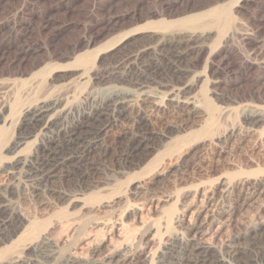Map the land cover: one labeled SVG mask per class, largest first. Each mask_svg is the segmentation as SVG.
<instances>
[{
	"label": "rangeland",
	"instance_id": "obj_1",
	"mask_svg": "<svg viewBox=\"0 0 264 264\" xmlns=\"http://www.w3.org/2000/svg\"><path fill=\"white\" fill-rule=\"evenodd\" d=\"M219 12L220 26L214 17ZM231 34L225 45L223 38ZM176 48L187 61L181 63L183 85H194L189 97L205 115L177 120L161 113L150 126L153 140L145 152L126 160L128 142L113 147L83 189L75 178L66 182L74 195L66 202L34 196L0 173V186L14 185L12 196H0V203L19 227L0 239V264H26L17 258L45 234L62 255L87 260L98 246L104 253L128 248L157 264L163 245L187 233L177 218L188 222L194 210L203 214L198 226L224 215L201 235L215 251L264 221L257 203L242 205L241 199L247 178L264 179V123L248 133L243 117L246 109L264 111V0H0V113L7 123L0 124V171L16 157L28 159L40 142L31 135L16 153L7 151L23 132L22 110L39 92L71 109L72 119L90 99L113 88L130 89L118 80L131 54H171ZM25 85L42 90L27 100ZM232 129H243L239 140H225ZM127 132L131 137L132 128ZM184 167L188 176L182 181ZM144 190L148 197L139 194ZM115 213L125 215V228L108 235L101 224H111Z\"/></svg>",
	"mask_w": 264,
	"mask_h": 264
},
{
	"label": "bare ground",
	"instance_id": "obj_2",
	"mask_svg": "<svg viewBox=\"0 0 264 264\" xmlns=\"http://www.w3.org/2000/svg\"><path fill=\"white\" fill-rule=\"evenodd\" d=\"M223 14L224 12H219L214 15L216 24H219V21L222 20ZM227 35L223 38L225 45H228L233 39V34ZM196 46L198 45L196 44ZM140 49V52L143 51ZM161 52H163V49L161 51L155 50V52L147 50L143 53H136L133 56L131 54L129 58L130 62L125 65L124 76L118 80L121 84H127L130 89L113 88V90L111 89L109 92L104 93L100 98L90 99V101L88 99L89 103L83 107H81L82 105L80 108L78 107V112L75 111L77 115H73L72 119H69V117L73 114V111L67 109L58 101H53L56 98L52 97L51 99L50 96L52 94L50 91V96L47 93L48 96L44 97L46 95L44 91L45 95L40 97L43 91L40 88L42 91L39 92L40 89L37 88L40 84L37 87L26 86L27 84L24 88L22 87L23 90L28 87L25 91L27 93H25L26 98L30 96L28 94L33 92V99H35L36 93L39 92L41 95L39 96L38 93V98L35 101L31 100L34 103L28 104L29 101L26 103V107L21 113L22 122L20 125L23 132H19L18 139L8 147L7 151L12 154L16 153L18 149L27 144V140L31 135L32 137L36 135L38 138H35V140L40 139V142L38 141L39 144L36 150L28 159L16 157L8 166L2 167L0 173L3 177L14 182H21L31 192L29 193L34 196L44 195L56 202H66L74 196L73 192L69 191H72L70 187L69 190L65 189L66 182L75 178V182L80 184L78 186L81 187L82 183L91 179L94 174L93 172L98 167V162L105 160L111 154L110 152L113 147L115 149L122 148L123 143L128 142L127 144L125 143L127 146L124 150V152H127L126 154H129L126 160L136 156V153L145 152L151 146L150 144L153 140L152 136L149 135V131H151L150 126L161 113L171 112L172 116L177 120L189 119L191 116L203 117L205 114L197 110L199 106L196 107L194 105L195 101L192 102L191 97H189L190 92L194 89V85L189 86L186 83L183 85L185 71L183 70L184 65L182 66L181 63L185 60L184 52L179 51V48H176L173 53L170 52L171 54L169 52L168 54ZM184 62L186 63L187 61ZM102 81H104L103 78ZM43 86L42 88H44ZM37 89L39 91L35 92ZM87 95L90 97V94ZM161 96L166 99H160ZM26 98L24 99L25 102L29 100V97L27 100ZM30 98L32 99V97ZM243 117L245 123L248 125L244 130L246 129L248 133L252 132L256 125L264 123L263 110L246 109ZM1 123L7 125L5 117L0 113ZM127 128H132L133 130V134L129 138L126 137L129 134ZM113 131H116L115 133H119L120 135L116 136L115 133L112 135ZM242 131L243 129H232L228 134L226 133V136H223L227 141L231 139L234 141V139L237 140L239 138L240 134L242 135ZM2 132L3 130L0 129V134ZM186 172V168L180 172L179 180L183 181L188 176ZM57 183L61 185V188H58L60 186ZM8 184L7 186H0V196L4 200H7L13 194L12 186L14 185ZM56 185L58 187H54ZM84 186L85 184L83 188ZM244 192V197L241 198L242 205L250 202L257 203L259 212L264 214V179L248 180L247 178V181L245 180L244 182ZM148 193L144 190L139 194L148 197ZM5 204L0 203V239L4 236L8 238L12 237L18 232L19 228L15 225V216L11 214ZM196 211H192L188 222L177 218V223L181 224V226L183 225L187 233L182 238H172L163 245L164 247L159 251L160 253L157 257V264H264V221L257 225L253 231H246L245 233L236 235L225 248L221 247L223 248L222 250L215 251L211 245L203 241L201 235L204 234V227H212L215 221L224 218V215L219 213L220 215L212 217L213 221L212 219L209 222L207 220L205 222L204 220V223L201 222L202 225L198 226L195 222L200 218L202 211ZM124 216L121 213H115L111 224L100 223L102 229L109 232L108 235L113 234L114 231L121 232L125 228ZM205 217L207 218L206 215ZM49 236V234H45L37 246L28 247L25 254H23L24 256L19 259L17 258V263L147 264V261L144 262L143 260L145 255L143 257L139 256L136 253H132L128 248H121L114 252H110L109 250V252L104 253L101 252V247L98 246V248L92 250L94 258L91 257L92 259L89 258L87 260L73 254L62 255L57 245L51 243ZM96 257L98 258L95 259ZM8 264H12V262Z\"/></svg>",
	"mask_w": 264,
	"mask_h": 264
}]
</instances>
